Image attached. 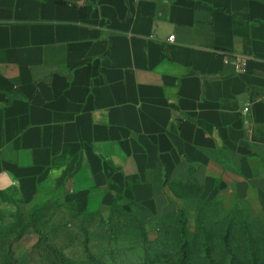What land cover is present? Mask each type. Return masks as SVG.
I'll return each mask as SVG.
<instances>
[{
    "label": "crops",
    "instance_id": "crops-1",
    "mask_svg": "<svg viewBox=\"0 0 264 264\" xmlns=\"http://www.w3.org/2000/svg\"><path fill=\"white\" fill-rule=\"evenodd\" d=\"M66 1L0 0V211L264 208V0Z\"/></svg>",
    "mask_w": 264,
    "mask_h": 264
},
{
    "label": "rangeland",
    "instance_id": "rangeland-1",
    "mask_svg": "<svg viewBox=\"0 0 264 264\" xmlns=\"http://www.w3.org/2000/svg\"><path fill=\"white\" fill-rule=\"evenodd\" d=\"M200 206L172 215L130 200L103 211L62 197L11 202L0 211V264H264L263 207Z\"/></svg>",
    "mask_w": 264,
    "mask_h": 264
},
{
    "label": "built area",
    "instance_id": "built-area-1",
    "mask_svg": "<svg viewBox=\"0 0 264 264\" xmlns=\"http://www.w3.org/2000/svg\"><path fill=\"white\" fill-rule=\"evenodd\" d=\"M174 39V36H171L170 40H173ZM239 68H242V65H238ZM249 111V106H246L243 110L244 113H247Z\"/></svg>",
    "mask_w": 264,
    "mask_h": 264
},
{
    "label": "trees",
    "instance_id": "trees-1",
    "mask_svg": "<svg viewBox=\"0 0 264 264\" xmlns=\"http://www.w3.org/2000/svg\"><path fill=\"white\" fill-rule=\"evenodd\" d=\"M60 3H66V0H58ZM226 245H228V237H225Z\"/></svg>",
    "mask_w": 264,
    "mask_h": 264
}]
</instances>
